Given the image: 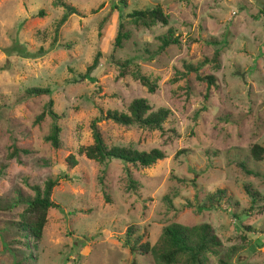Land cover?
<instances>
[{"label":"rangeland","instance_id":"1","mask_svg":"<svg viewBox=\"0 0 264 264\" xmlns=\"http://www.w3.org/2000/svg\"><path fill=\"white\" fill-rule=\"evenodd\" d=\"M62 2L77 13L60 23ZM156 7L166 23L128 16ZM169 32L178 42L160 49ZM31 88L51 93L27 96ZM136 98L171 111L161 130L103 118ZM49 99L57 148L46 140L53 120L36 119ZM94 120L107 146L163 158L88 159L78 149L93 143ZM253 145L264 148V0H0V264H162L173 224L210 226L221 246L202 264H264V154L255 160ZM55 177L59 207L35 240L15 227L23 209L7 206ZM216 190L226 197L209 207Z\"/></svg>","mask_w":264,"mask_h":264},{"label":"trees","instance_id":"2","mask_svg":"<svg viewBox=\"0 0 264 264\" xmlns=\"http://www.w3.org/2000/svg\"><path fill=\"white\" fill-rule=\"evenodd\" d=\"M62 6L66 9V14L61 18L60 23L64 22L67 15L77 13V10L69 4L62 2ZM42 15V12H39ZM135 23H141L144 26H150L156 22L166 23L167 18L162 13L159 7L134 10L129 15ZM120 27L121 24H120ZM124 34L118 33L115 37V45L121 44ZM160 49L167 47L172 43H177L178 38L173 36L172 32L160 38ZM98 64V56L94 59L93 63L87 68V72H91ZM192 69V66H186ZM139 81L147 86L152 91L155 85L145 75L137 73ZM27 96L36 95H50L51 91L48 88H31L27 90ZM171 111L165 107H159L153 110L149 103L144 98L133 99L127 108V112H120L116 110H107L104 119H110L115 123L122 125H138L149 129H162V124L168 119ZM45 115L53 120L52 129L46 140L54 147H59V132L60 128L56 123L57 114L53 110V101L51 99L45 105L43 112L37 116V121L41 120ZM93 143L87 146H81L78 149L79 154L85 155L88 159L104 163L107 160L118 159L124 163L148 167L163 158V152L159 149H151L149 151H138L131 147L121 146H107L103 140L102 135L96 125L95 120L91 123ZM17 149L14 148L11 154H17ZM264 148L259 145H253L251 148V155L255 160L262 159ZM71 167L76 165L74 157L67 158ZM250 173V172H248ZM130 186H134V180L128 172ZM59 183V177L48 178L44 181L42 187L32 186L33 194L22 195L19 194L15 201L11 202L8 208H22L27 215L26 219L20 223L15 224L17 231L25 235L32 236L38 240L42 236V230L47 220V212L50 208L59 207L51 199L52 190ZM246 191L254 198L256 193L245 186ZM226 197L223 190H216L212 193L207 200L208 206L213 207L218 205ZM228 203V202H227ZM4 205V204H3ZM5 206V205H4ZM208 206L202 205L200 208H207ZM6 207V206H5ZM132 228L126 230V235H130ZM164 239L167 243V249L159 255V261L162 264H171L181 254L188 256V262L192 264H202V259L205 258L206 252H215L216 247H220L221 243L217 236L214 235L207 224H202L194 228H185L179 224L167 226L163 230ZM137 243L131 245V250L136 249ZM140 249L146 253L148 251L147 245L140 246ZM20 264V263H17ZM225 264V263H223Z\"/></svg>","mask_w":264,"mask_h":264}]
</instances>
